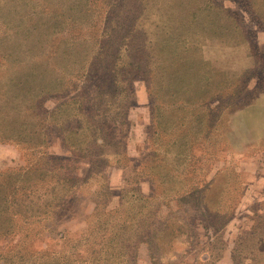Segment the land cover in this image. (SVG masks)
<instances>
[{
    "label": "trees",
    "instance_id": "trees-1",
    "mask_svg": "<svg viewBox=\"0 0 264 264\" xmlns=\"http://www.w3.org/2000/svg\"><path fill=\"white\" fill-rule=\"evenodd\" d=\"M104 1L72 0L68 6L57 10L52 0H0V145L14 147L25 154L22 166L0 171L3 178L0 194L5 206L2 213L7 219L0 226V237L18 236L27 240L22 244V250H27L23 254L26 262L43 255L42 250L31 249L32 242L43 243L50 217L59 205L70 206L82 198L91 200L95 224L92 227L87 224L83 235L99 240L93 243L96 249L84 250L88 251L86 257H82L85 260L71 259L66 250L60 253L56 264H99L119 258L135 261L141 245L146 247L152 263L156 260L152 252L161 246V234H173L169 222L175 220L181 225L179 215L193 211L206 222L222 219L223 228L243 194V187L239 188L243 184L240 176L235 175L229 163L212 177L209 175L216 153L230 150L224 135L229 117L264 93L259 91L253 96L258 85L264 82L263 77L255 73L264 74L256 58L255 39L245 38L246 34L253 37L255 30L243 26L237 14L212 0H116L109 6L110 11L104 13L103 24L98 26L97 18ZM242 2L252 21L256 20V28L264 32V0ZM154 8L164 15L159 23H153L151 18ZM40 14L51 17L49 22L52 23H39ZM179 15H183L180 28H174L171 20ZM81 18L90 20V25L82 23ZM158 25L165 35L175 39L160 40L159 53L155 54L157 45L150 29ZM45 31L47 44L44 47H52L48 53L40 54L43 44H39V40L28 47L13 40L18 34L23 40L37 33L43 37ZM140 35L143 39L139 40ZM52 39L57 40L51 44ZM6 41L14 46L6 47ZM83 47L84 55L76 59L77 49ZM133 48L140 57L132 59L130 53L126 54L130 61L127 65L134 67L135 73L127 71L125 75L124 69L118 67L119 52ZM23 49L20 54L15 52ZM34 49L37 54H33ZM210 50L223 58L228 56L226 51L244 50L248 66L223 67V59L212 56ZM21 54L22 58L18 56ZM11 64L17 67L27 64L23 82H16L6 74ZM139 72L151 113L142 157L133 159L126 155L127 137L122 143L123 151L94 153L93 148L109 143V136L115 135L121 142L120 126L130 130L128 116L134 106L123 105L121 97L133 95V79L127 76ZM253 78H257L256 86L249 91ZM73 79L94 80L88 90L93 94L91 106L96 107L105 98L107 111H117V116L112 120L113 133L102 134L101 125L104 126L107 111L92 113L84 104L79 105L71 122H80V125L69 128L68 137L64 139L72 156L61 159L48 152V142L39 140L37 131L30 130L33 126L21 121L22 117L11 106L9 91L15 88L21 98L32 96L29 108L37 109L45 96L57 93ZM59 112L60 108H56L47 114ZM81 121L86 122V127ZM84 131H88V137L82 149H78L83 143L74 141ZM78 157L81 158L79 165L88 167L83 176L78 173L80 166H74ZM100 161L111 171L105 173V169L95 167ZM114 169L121 171V187L114 209L108 211L105 210L110 206H107L108 200L114 197L108 176L112 177ZM142 182L150 185L149 195L141 192ZM93 183L98 184L99 190L92 191ZM263 225L264 219H261L252 228L256 235L252 239L262 236ZM213 228L219 230L217 226ZM257 242L259 248L255 255L262 257L255 258V264H264L260 249L264 248V239ZM17 248L14 246L8 253ZM8 253H1L0 257ZM231 258L238 264L234 253Z\"/></svg>",
    "mask_w": 264,
    "mask_h": 264
},
{
    "label": "rangeland",
    "instance_id": "rangeland-1",
    "mask_svg": "<svg viewBox=\"0 0 264 264\" xmlns=\"http://www.w3.org/2000/svg\"><path fill=\"white\" fill-rule=\"evenodd\" d=\"M71 1L72 0H52V3H54L56 9L58 10L64 5L68 6ZM115 1L116 0L104 1V7L101 8L102 12L97 18L99 20L98 26L103 24L104 13L110 11L109 6L112 3H115ZM212 1L222 6V8L237 14L243 26L255 30L253 37L246 34L245 38H249L251 40L255 39L253 40V43L254 45L255 43L257 45L255 46L257 47V50L255 51L256 58L260 65H262L260 66V69L264 70V32L256 28V20L252 21L251 17L246 11L245 6L243 5V0ZM132 3L133 2L128 4L127 9H131ZM43 4H45V1H43ZM256 9H258V7ZM163 16L164 15H162L161 12L155 8L154 11H151L153 23L161 22L163 20ZM182 17L183 15L181 17L179 15L174 19L171 18V22L174 21V28H180L179 21ZM211 17L212 16L210 15L209 18ZM39 19V23H52L49 22L51 17L45 14H40ZM80 20L82 23L90 25V20L86 18H81ZM116 21L117 20L114 22L116 23ZM212 21L214 24V20ZM33 22L35 21H32V23ZM217 22L218 21H216V23ZM150 33L157 45L155 47V54L159 53L160 40L167 38L169 40H173V38L175 39V37L170 38L167 34L165 35L161 30L160 25H158L157 28L153 27L150 29ZM37 34L32 36L29 40H23L18 34L13 40L18 43H22L23 47L34 45V40H39V44H43L40 54L51 52L52 47H44V44H47L46 31L44 32L43 37L38 36ZM140 39H143V35H140L139 40ZM56 40L57 39H52L49 43L53 44L56 42ZM213 43L217 42L214 41ZM5 46L13 47L14 44L12 42L6 41ZM22 51H25V49L17 50L15 52L20 54ZM210 51L212 56L218 59H223V67L240 69L248 66V61L245 58L244 50L239 52L226 51L228 53L226 58L219 56L217 53L215 54V52H212V50ZM76 52L77 59V57H82L84 55L85 49L84 47L79 48ZM129 53L132 59H137L140 57V54H137L134 48L128 52H125V49H122L119 52L120 61L118 62V67L124 69V74L127 71L135 73V68L129 67L127 65L130 61L127 60L126 54ZM33 54H37L36 49H34ZM18 56L22 58L23 55L21 54ZM43 58L47 57L42 56V59ZM47 59L51 60V57ZM47 69L50 71L49 68ZM27 71V64L19 65V67L11 64L8 65L6 74L9 77L14 78L16 82H23ZM255 73L264 79V74H259L257 71ZM140 74L141 73L139 72L137 75L134 74L133 76H127L128 78L133 79L132 90L134 93L133 95L129 94V98L128 95H124L128 98V100L127 98H123L124 96L121 97V103L123 105L127 103L126 106H134L133 110L128 116V122L131 125L130 130H127L126 126H120L119 138L121 142L117 141L119 139L115 135H113V137L109 136V143L107 145H103V147L100 148H93L94 153L100 155L101 153L112 154L115 151H123L122 143L126 137L127 156L129 155L133 159H139L142 153H144L146 142L144 125L149 123V108L147 106L148 102L145 96V84ZM93 81L94 80L91 79H86V81H84V79H73L71 81H67L61 88H59L57 93L45 96L41 102V105L37 109L29 108L32 104V96L26 95L24 98H21L18 96L15 88H12L11 91H9V96L12 101L11 106L18 112L17 114L22 117L21 121L33 126L30 128V130L37 131L40 141L43 140L44 142H48V152L53 157L62 159L72 156V153H70L67 145L64 143V139L68 137L67 133L69 128L71 129L73 126L77 127L80 125V122H71V119L77 113L79 105L84 104L83 107L89 109L92 113L94 111H107L105 106V98L102 99V103H97L96 107L91 106V98L93 97V94L88 93V90L91 88ZM256 81L257 78H253V80L250 81L248 86L249 91L255 88ZM259 91H264V82L258 85V89L253 93V96L258 95ZM73 99L74 101L71 102ZM248 100H250V98ZM56 108H60V112L57 115L49 116L47 114L51 113L52 111L54 112ZM116 114L117 111L108 109L106 117L107 119L105 122L103 121L104 126L101 125L102 134L113 133L111 131L113 125L112 120L116 119ZM52 121H54L55 125ZM81 122L86 127V122ZM227 126L228 127L225 129L224 135L226 146L230 150L227 152L220 150L216 153V161L209 178L212 177L217 171L223 169L224 166L226 167L228 163L231 169L236 173L235 175L240 176L239 180H241V183L243 184H241L239 188L243 187V194L239 199L230 221L223 228H221L222 219H214L211 222H206L197 212L186 211L179 215L181 218V225H179L178 222L176 223L175 220L169 222L173 227L172 236L169 234H161L160 237L162 240L159 243L161 246L158 251L152 252L153 256L156 257V260H153L152 263L150 260H148V252L144 245L139 247L137 254L138 259H135V261H125V259L119 258L113 262H116V264H235L231 258L233 253L238 264H255V258L256 260H260L262 256H257L255 253H258L259 248L257 241L258 239H264V233L261 230V227L258 228L257 231L259 232L261 230L260 233H262V236H258V238L254 240L252 238L256 235L254 234V230L252 228L257 226L261 219H264V93L253 99L248 106H245L234 112L229 117ZM87 137L88 131H84L81 136H77V140L74 141V143H77L78 141L83 143L77 146L78 149H82ZM68 142H71L70 138L68 139ZM0 149H3L0 151V158L5 159L10 157V153H12V151L14 152V149L16 148L8 145H0ZM24 157L25 154L23 156V154L19 151V154L16 156V160H14L12 163H6L5 165L1 164L0 171L6 170L8 168H19L24 164ZM80 160L81 158L78 157V160H75L76 163L74 166H80L78 173L83 176L87 173L88 167L86 164L79 165L78 162H80ZM105 166L106 164L100 161L96 162L95 167H99L100 169L104 170ZM105 170L106 173L108 169ZM115 173L119 175L121 171L115 170ZM116 174H114V177ZM127 174L125 178H127ZM108 178L111 182L110 187H113V194H111V196L114 197H110L107 204V206H110L105 210L110 211L114 209L113 207L117 202L119 194L118 188H120L121 185H113V178L109 176ZM130 178L132 177H129V179ZM117 179H119V177L116 178V180ZM2 180L3 178L0 177V182ZM140 188H142L145 193H150V189L147 185H140ZM96 190H99V186L98 184L93 183L92 191ZM211 194H213V192ZM1 197L2 196L0 194V226L4 220H7L4 218L2 213V210L5 206L3 205V200ZM57 208L58 209L53 214V216L50 217V222L47 225L49 230L46 232L43 238V243L36 240L32 242L31 249L33 251L42 250L43 255H37L35 258L26 262L27 258L23 254L24 251L27 250H22V244L27 240H23V238L19 239L18 236V238L12 237L11 239L10 237H0V254L3 253V255H6V253H8L11 248L14 246L18 247L17 249H14L12 252L8 253L6 257H0V264H56L59 262L60 253H63V251L66 250L69 251L68 256H70L71 259L85 260L86 258L84 259L82 257H86V252L88 251L84 250L92 251V249H96L97 246L94 247L93 243H98L99 240L96 237L93 238L83 235L84 231L86 230L85 226H87V224H89L90 227H92L91 225L95 224L94 217L91 214L93 212V202L91 200L82 198L73 205H59ZM105 210L103 212H106ZM173 222H175V224ZM213 226L219 227V230L213 228ZM132 228V230L135 229L134 226ZM132 234L133 233L131 231L127 236L130 238ZM255 245H257L256 251ZM260 249L263 250L262 254H264V248ZM130 253L132 255L134 252L131 251ZM88 257L89 256H87V258ZM113 262L111 260H107L104 261V263L99 264H114Z\"/></svg>",
    "mask_w": 264,
    "mask_h": 264
},
{
    "label": "crops",
    "instance_id": "crops-1",
    "mask_svg": "<svg viewBox=\"0 0 264 264\" xmlns=\"http://www.w3.org/2000/svg\"><path fill=\"white\" fill-rule=\"evenodd\" d=\"M148 106V105H147ZM148 108H149V106H148ZM148 121H149V123L148 124H145L144 125V133H145V131H146V128L150 125V121H151V113H150V109H149V119H148ZM143 126V125H142ZM146 134V133H145ZM4 148V147H3ZM3 149H0V151H2ZM15 151L13 152L12 151V153H10V157H8V158H5V159H3V158H0V166H1V164H3V165H5L6 163H12L14 160H16V156L19 154V151L17 150V149H14ZM127 154H128V151H127ZM142 155H143V153H142ZM142 155H141V157H142ZM128 157L129 158H131L129 155H128ZM140 157V158H141ZM2 160V161H1ZM114 174H116L115 173V170L113 171V175H112V178H113V185L115 184V185H121V173L119 174V175H115V177H114ZM119 177V179H117L116 180V178H118ZM141 186L142 185H147L148 187H149V189H150V193H151V188H150V185L147 183V182H142L141 184H140ZM141 189V192L143 193V194H145V195H149V194H147V193H145L143 190H142V188H140ZM148 260H149V258H148Z\"/></svg>",
    "mask_w": 264,
    "mask_h": 264
}]
</instances>
